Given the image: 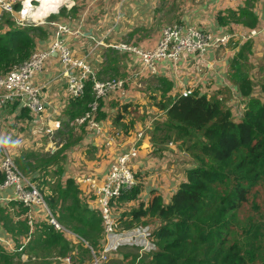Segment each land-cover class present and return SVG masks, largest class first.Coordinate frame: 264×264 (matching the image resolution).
<instances>
[{"label": "trees", "instance_id": "1", "mask_svg": "<svg viewBox=\"0 0 264 264\" xmlns=\"http://www.w3.org/2000/svg\"><path fill=\"white\" fill-rule=\"evenodd\" d=\"M253 1L245 0L244 5L219 13V22L228 24L230 20L242 19L253 25L256 20L250 8ZM42 5L46 10L55 7L48 0H42ZM75 9L73 6L69 13ZM65 10L61 7L57 14H66ZM58 15L51 14L49 18ZM48 35L47 25L21 26L10 14L0 15V75L26 60L37 48L38 40ZM236 76L240 94L248 98L239 120L219 100L195 89L165 100L171 81L162 75L155 76L160 91L157 110L165 114L164 133L159 139L161 142L176 140L184 150L182 157L191 156L192 166L167 202L155 189L151 190L148 201L138 200L143 188L140 179L130 189L110 197L117 231L149 224L152 229L146 245L143 239L118 244L114 250L116 255L103 264H264L259 244L251 243L245 251L247 255L235 241L222 250L231 241L229 232L235 212L247 200L249 192L264 183V86L261 94L253 95L251 79L242 74ZM93 99V82L89 76L83 94L70 96L64 110L66 120L54 133V139L58 137L63 143L53 152L30 149L14 158L19 169L37 184L62 227L55 228L48 219L31 227L26 216L30 206L16 198L0 203V221L14 242L12 251L0 245V264H21L22 251L29 256L25 264H52L54 261L47 258L51 255L57 258L69 255L75 263L82 264L84 259H91V249L94 252L102 249L105 233L100 208L88 204L87 197L80 194L76 179H62L66 149L80 140L83 131L82 127L77 130L74 119L89 110ZM103 99L97 100L96 120L101 116ZM120 108L119 115L129 109L132 113L136 103H122ZM29 110L24 107L25 114ZM50 172L56 175V185L48 175ZM3 178L0 171V181ZM250 226L257 229L260 225L252 220ZM21 245L22 249L18 250ZM32 256L35 258L31 259Z\"/></svg>", "mask_w": 264, "mask_h": 264}, {"label": "crops", "instance_id": "2", "mask_svg": "<svg viewBox=\"0 0 264 264\" xmlns=\"http://www.w3.org/2000/svg\"><path fill=\"white\" fill-rule=\"evenodd\" d=\"M244 1L74 0L76 9L73 13H69L66 5L60 6L66 8V14L52 13L68 24L70 32L64 33L67 45L76 57L90 65L98 78L126 77L123 89L115 90L102 100L101 116L97 119L99 128L89 127L86 123L75 124L77 130L82 127V135L79 141L66 149L62 163V179H76L80 194L87 197L91 207L100 208L98 187L117 155L132 145L138 149L132 168L136 179L143 183L138 200L148 201L151 190L155 189L167 202L177 185L185 179L186 170L192 166L191 159L182 157L184 150L175 141L161 142L159 139L164 133L162 121L165 114L163 110H157L160 91L155 76L162 75L171 81L165 100L174 99L184 89H195L219 100L230 109L235 120L242 118L248 99L240 94L236 75L248 76L254 88L252 94H261L264 86V0H255L250 6L256 16L253 25L242 19L222 24L218 19L219 13L244 5ZM48 3L55 6L53 0H48ZM42 9L45 14L49 11ZM171 23H178L181 28L192 26L201 29L212 37L233 33V45H207L202 52L183 51L177 60L169 57L157 59L154 61V73L144 66L138 53L114 46L127 43L148 49L156 43L163 26ZM47 28L50 35L39 39L37 48L49 46L52 30L50 26ZM252 30L255 32L250 34ZM110 56L113 57L111 62L108 61ZM32 82L41 91L42 108L39 112L29 110L30 114H25V106L18 100L0 108V137L19 141V144L0 146V161L5 152L15 158L30 149L53 152L63 143L60 138L54 139V135L50 137L46 132L48 125L54 127V133L61 129L62 121L66 120L64 110L71 96L67 92L63 65L57 54L52 53L42 68L34 72ZM126 102L136 103L135 111L131 113L129 109L119 115L120 104ZM48 175L56 177L51 172ZM86 177L90 179L85 180ZM14 198L12 186L0 188L1 204ZM31 209L35 223L47 219V213L40 205H32ZM144 228L150 232L152 224ZM0 245L11 251L14 247L12 237L1 221ZM110 255H116L115 251ZM47 258L61 259L54 255Z\"/></svg>", "mask_w": 264, "mask_h": 264}, {"label": "built area", "instance_id": "3", "mask_svg": "<svg viewBox=\"0 0 264 264\" xmlns=\"http://www.w3.org/2000/svg\"><path fill=\"white\" fill-rule=\"evenodd\" d=\"M35 2L37 4H34ZM39 6V0H30V6L24 11L25 5L23 0H0V15L3 13L10 14L17 25H27V23L38 25L45 23L52 30L50 43L46 49L35 48L26 60L11 67L5 74L0 75V108L14 100H18L32 112H39L42 108L41 91L40 87L33 84L32 77L35 71L42 68L52 53L57 52L63 65V74L66 77V89L71 96L80 97L83 94L85 82L89 76L93 82L94 99L89 103V110L83 115L76 117L74 122L77 124L86 123L89 127L96 126L99 128L98 122L94 118L98 98L109 96L115 90L123 89L126 83V77L98 78L92 72L90 65L82 58L76 57L71 47L67 45L64 39V33L70 32L68 24L57 18H49L52 13H58L60 7L58 11L50 9L42 18H35L33 12ZM253 32L255 31L252 30L250 34ZM234 37L235 35L233 33H224L220 36L212 37L209 33L201 29L192 26L181 28L178 23H171L163 26L156 43L148 49L137 48L127 43L114 44V46L121 50L138 53L141 56L144 66L151 73H154V61L157 59L169 57L177 60L183 51L202 52L207 45L219 47L225 43H232ZM190 92V89H184L181 94L186 95ZM46 132L50 137H53L55 132L54 127L48 125ZM139 134L142 135L141 132ZM137 154V147L132 145L117 155L102 185L98 187V203L103 219L105 243L100 252H94L91 249L92 257L86 264H103L111 256L110 253L115 250L118 244L132 243L137 236L144 239V245L148 243L149 232L145 228H134L116 233L115 220L109 205L110 197L119 195L135 185L136 176L131 163ZM184 155H187V153L185 152ZM0 170L4 174V178L0 181V188L12 186L16 199L30 206V209L26 212V216L27 223L31 227L35 223L32 218L31 207L35 204L40 205L41 209L47 213L48 222L52 223L55 228L62 227L52 214L37 184L31 181L19 169L15 159L6 152L0 161ZM89 179V177L85 178V180ZM112 236L114 238H111ZM22 247V245L19 246L18 250H21ZM34 258V256L31 257V259ZM21 259H29L28 254L22 251ZM54 264L77 263L68 255L58 259V262Z\"/></svg>", "mask_w": 264, "mask_h": 264}, {"label": "rangeland", "instance_id": "4", "mask_svg": "<svg viewBox=\"0 0 264 264\" xmlns=\"http://www.w3.org/2000/svg\"><path fill=\"white\" fill-rule=\"evenodd\" d=\"M34 4H37V2H35ZM39 7L35 9L36 13H38L37 14L38 16H34L35 18L43 17V15L38 11L40 9ZM229 44L233 45L232 43ZM56 139L59 138L57 137ZM172 141H176V140L172 139ZM188 158L190 160L191 156ZM235 216L236 217L232 220L231 231L229 232L230 235L229 237L231 241L225 244V246H222L223 252L228 248L227 246L232 241H235L236 243H238V248H241L244 253L251 247V243L259 244L260 245L259 251L261 252L260 255L264 256V183L259 184L258 186L253 188L251 192H249V195L247 196V200L241 204L239 209H237V211L235 212ZM252 220H255L256 223H259L260 226L257 229L254 226H250V222ZM140 228H144V227H140ZM139 237L140 236L135 237V241H142L141 240L142 238ZM27 260L22 259V263L23 261L25 262ZM51 260L55 262L56 259H51ZM89 260L90 258L84 259L82 261V264H86L87 262H89ZM132 260L136 261L135 259Z\"/></svg>", "mask_w": 264, "mask_h": 264}, {"label": "clouds", "instance_id": "5", "mask_svg": "<svg viewBox=\"0 0 264 264\" xmlns=\"http://www.w3.org/2000/svg\"><path fill=\"white\" fill-rule=\"evenodd\" d=\"M23 2L25 5L24 11H26L30 6V0H23ZM54 3H55V7L53 9L54 11H58L61 5H67L68 9L70 10L74 5V0H54ZM9 143L19 144V141L13 142L10 141V138L0 137V146L8 145Z\"/></svg>", "mask_w": 264, "mask_h": 264}, {"label": "bare ground", "instance_id": "6", "mask_svg": "<svg viewBox=\"0 0 264 264\" xmlns=\"http://www.w3.org/2000/svg\"><path fill=\"white\" fill-rule=\"evenodd\" d=\"M39 1H40V7H39L40 9H39L38 11H39V13H41L42 15H44L45 12H44V10H43L42 7H41V5H42V0H39ZM45 1H46V0H45ZM53 1H54V0H53ZM40 10H41V12H40ZM37 14H38V13H36V11L33 12V15H34V16H38ZM40 16H41V15H40ZM41 18H42V17H41Z\"/></svg>", "mask_w": 264, "mask_h": 264}, {"label": "water", "instance_id": "7", "mask_svg": "<svg viewBox=\"0 0 264 264\" xmlns=\"http://www.w3.org/2000/svg\"><path fill=\"white\" fill-rule=\"evenodd\" d=\"M53 54H57V52H53Z\"/></svg>", "mask_w": 264, "mask_h": 264}]
</instances>
